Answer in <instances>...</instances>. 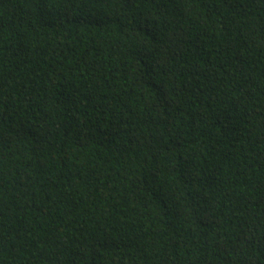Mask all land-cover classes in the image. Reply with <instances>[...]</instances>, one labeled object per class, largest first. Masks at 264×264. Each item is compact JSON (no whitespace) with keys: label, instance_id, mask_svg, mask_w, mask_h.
I'll use <instances>...</instances> for the list:
<instances>
[{"label":"trees","instance_id":"1","mask_svg":"<svg viewBox=\"0 0 264 264\" xmlns=\"http://www.w3.org/2000/svg\"><path fill=\"white\" fill-rule=\"evenodd\" d=\"M0 264H264V0H0Z\"/></svg>","mask_w":264,"mask_h":264}]
</instances>
